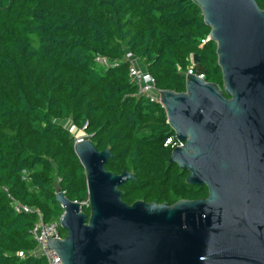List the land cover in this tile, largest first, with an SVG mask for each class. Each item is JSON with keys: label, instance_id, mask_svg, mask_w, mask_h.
Listing matches in <instances>:
<instances>
[{"label": "trees", "instance_id": "16d2710c", "mask_svg": "<svg viewBox=\"0 0 264 264\" xmlns=\"http://www.w3.org/2000/svg\"><path fill=\"white\" fill-rule=\"evenodd\" d=\"M211 30L196 0H0V264H46L31 229L37 211L46 222L62 216L58 188L90 214L86 170L64 121L111 149L108 170L134 174L121 186L125 202L208 196L169 162L175 132L162 103L139 94L125 54L143 61L158 89L183 92L198 53L204 79L224 90ZM97 56L120 63L105 67Z\"/></svg>", "mask_w": 264, "mask_h": 264}, {"label": "water", "instance_id": "95a60500", "mask_svg": "<svg viewBox=\"0 0 264 264\" xmlns=\"http://www.w3.org/2000/svg\"><path fill=\"white\" fill-rule=\"evenodd\" d=\"M196 1L217 43L224 90L200 76L206 67L192 53L185 91L160 96L184 143L169 162L208 196L129 204L121 186L134 174L108 170L110 148L76 139L90 214L57 189L66 236L48 246L64 264H264V10L256 0Z\"/></svg>", "mask_w": 264, "mask_h": 264}, {"label": "built area", "instance_id": "2783aa9c", "mask_svg": "<svg viewBox=\"0 0 264 264\" xmlns=\"http://www.w3.org/2000/svg\"><path fill=\"white\" fill-rule=\"evenodd\" d=\"M208 38H210V36ZM205 41L206 39L202 40V42ZM134 58L135 57L130 51H128L125 54V59L129 60L130 62V66H129L130 76L132 78V81H134L138 85L139 94L141 96L145 95L151 101H158L161 103L160 89L158 90V88L156 87V82L154 77L147 70L146 71L141 70L140 67H138L137 64L135 63ZM96 61L105 67L116 66L117 64L120 63V59L118 58L112 59L106 56H97ZM191 67L192 64H190L188 70L185 72V76L190 72ZM200 76L204 78V75H200ZM69 126L71 132L77 130V128L74 125L71 124ZM81 139L82 138L78 140ZM168 144L172 145V150H173V148H175L176 146H181L184 143L178 140L175 135L174 137L172 136L167 139L166 145ZM14 208L17 211L31 210L28 206H23L18 203L14 205ZM31 234L36 242V247L33 251V253L36 256L45 257L46 264H64L57 251L54 248H49L48 246L49 238L64 239L66 236V234L63 233V228L61 226V217L58 220L46 222L44 221L43 214L40 211H37V220L31 229Z\"/></svg>", "mask_w": 264, "mask_h": 264}, {"label": "rangeland", "instance_id": "374dc122", "mask_svg": "<svg viewBox=\"0 0 264 264\" xmlns=\"http://www.w3.org/2000/svg\"><path fill=\"white\" fill-rule=\"evenodd\" d=\"M134 61L137 64V66L140 67L141 70L146 71V65L143 63L142 60H140L139 58H134ZM98 69L101 71V70H104L105 67L98 66ZM63 123H65L68 126L71 125V122H68V121H64ZM72 133L76 137V139H80V138L83 139L88 136L83 130H79L78 128L77 130H74Z\"/></svg>", "mask_w": 264, "mask_h": 264}]
</instances>
